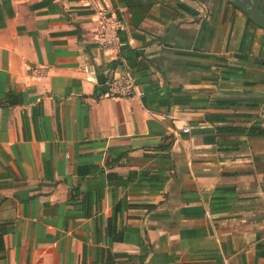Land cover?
Here are the masks:
<instances>
[{
	"label": "crops",
	"instance_id": "1",
	"mask_svg": "<svg viewBox=\"0 0 264 264\" xmlns=\"http://www.w3.org/2000/svg\"><path fill=\"white\" fill-rule=\"evenodd\" d=\"M122 62L136 94L103 96ZM1 223L0 264H264V29L229 0H0Z\"/></svg>",
	"mask_w": 264,
	"mask_h": 264
},
{
	"label": "built area",
	"instance_id": "2",
	"mask_svg": "<svg viewBox=\"0 0 264 264\" xmlns=\"http://www.w3.org/2000/svg\"><path fill=\"white\" fill-rule=\"evenodd\" d=\"M97 24L95 28L94 44L103 52L114 51L118 52L120 48V39L118 30L120 28L119 20L102 7L97 12ZM31 72L36 75H43L45 71L40 67H34ZM136 84L131 70L122 62L121 70H117L103 83V96L109 98H129L136 94ZM182 132H187L188 128L181 129Z\"/></svg>",
	"mask_w": 264,
	"mask_h": 264
},
{
	"label": "water",
	"instance_id": "3",
	"mask_svg": "<svg viewBox=\"0 0 264 264\" xmlns=\"http://www.w3.org/2000/svg\"><path fill=\"white\" fill-rule=\"evenodd\" d=\"M234 7L244 13L250 22L264 29V0H229ZM175 24L170 25L169 35L162 39L167 41L175 29Z\"/></svg>",
	"mask_w": 264,
	"mask_h": 264
},
{
	"label": "trees",
	"instance_id": "4",
	"mask_svg": "<svg viewBox=\"0 0 264 264\" xmlns=\"http://www.w3.org/2000/svg\"><path fill=\"white\" fill-rule=\"evenodd\" d=\"M125 65L130 69L129 65L125 62ZM131 70V69H130ZM13 97L12 99L10 97ZM17 103L16 95L12 92H6L4 94V98L2 101L3 105H14ZM6 232V228L3 223L0 224V254L4 250V244H3V235ZM119 258L118 255L111 253L110 251H107L104 259L103 264H117V259Z\"/></svg>",
	"mask_w": 264,
	"mask_h": 264
}]
</instances>
